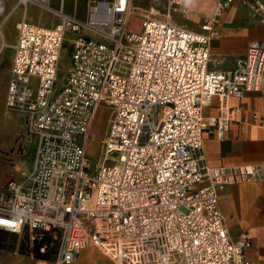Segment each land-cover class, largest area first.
I'll use <instances>...</instances> for the list:
<instances>
[{
	"label": "built area",
	"instance_id": "2783aa9c",
	"mask_svg": "<svg viewBox=\"0 0 264 264\" xmlns=\"http://www.w3.org/2000/svg\"><path fill=\"white\" fill-rule=\"evenodd\" d=\"M236 1L215 0L205 16L189 0H166L165 13L134 0H90L85 18L62 10L52 27L25 11L5 108L25 116L22 136L37 137L38 146L33 169L0 192V230L61 229L53 264H73L86 248L115 264H251L253 238L230 235L221 195L230 184L264 182V162L211 167L204 150L205 134L224 140L232 121L225 111L205 116L213 98L264 88V40L250 43L241 67L211 68L221 18ZM244 1L264 20L262 0ZM18 5L47 9L50 0ZM174 15L198 18L199 29ZM70 35L71 68L58 88ZM102 107L111 127L91 176L88 150Z\"/></svg>",
	"mask_w": 264,
	"mask_h": 264
},
{
	"label": "crops",
	"instance_id": "0c3cea01",
	"mask_svg": "<svg viewBox=\"0 0 264 264\" xmlns=\"http://www.w3.org/2000/svg\"><path fill=\"white\" fill-rule=\"evenodd\" d=\"M264 2V0H262ZM51 3V0H50ZM65 5V3H64ZM31 7L27 10L18 5V0H0V34L2 25L16 11L17 17L11 26L15 32L13 42L0 37V101L6 102L11 67L14 57V46L17 41V23L25 16L36 24H43L37 17H30ZM189 8L201 15L209 16L215 12V0H189ZM43 9V8H41ZM85 18V15H77ZM190 27L199 29L198 18H188ZM55 26V25H54ZM50 27V26H48ZM52 27V26H51ZM220 35L212 45L214 70L237 69L242 66L251 42L264 40V20L253 15L249 4L237 0L233 7L224 13L219 25ZM6 42V43H5ZM13 45V51L4 55V46ZM225 111L232 117L229 130L224 140H218L213 133L207 132L204 140L206 162L211 167H229L264 162V88L260 92L248 93L242 98L215 96L204 110L206 117H217ZM259 116V121L255 116ZM22 131L16 134L15 145H3L0 142V192L12 180H22L24 172L33 169L38 146L37 137L30 139L22 135L26 131V118L15 114ZM19 146V149H18ZM221 209L226 218L230 235L238 239L243 232L253 238V245L247 251L251 264H264V182L252 181L230 184L221 195ZM13 254L20 264H53L51 261L35 259L23 255L17 250L0 248V252ZM92 251H98L110 264V258L95 248L81 251L78 260L73 264H81Z\"/></svg>",
	"mask_w": 264,
	"mask_h": 264
},
{
	"label": "rangeland",
	"instance_id": "374dc122",
	"mask_svg": "<svg viewBox=\"0 0 264 264\" xmlns=\"http://www.w3.org/2000/svg\"><path fill=\"white\" fill-rule=\"evenodd\" d=\"M90 0H51V3L47 9L31 7L29 10L30 17H37L41 20L43 24L48 26H54L60 21V14L62 10L68 15H85L88 7V3ZM65 3V5H64ZM134 5L151 9L153 8L157 13H165L167 11V2L166 0H134ZM17 17L16 11L13 15H10L4 24L2 25L3 35L0 34L1 39L5 38L7 42H13L15 37V32L11 29L15 19ZM174 18L177 19L180 23L185 25H190V21L186 17H177L174 15ZM141 21L135 17L131 22L132 30H139L141 28ZM73 37L74 35H70L67 41L64 44V48L62 51V56L60 60V71H59V81L58 88H61L63 83L65 82L69 70L71 68L72 63V50H73ZM13 51V45L4 46V55H8ZM16 112H9L5 108V105L1 104L0 101V142L3 145H15V141L17 139L16 134L22 131L20 125H18V119L15 118ZM111 110L107 107H102L96 117L95 123L93 125L92 133H91V143L89 146V158H90V175L95 176L97 172V166L101 165L104 162V152H105V140L108 136L109 129L111 127ZM19 135V134H18ZM19 149V146H18ZM3 232H7L4 234L5 236H0V246H4L5 249H10L12 251H18L20 253V248L22 246V241L25 238V233L23 235H19L16 233H11L5 230H0ZM33 234H31L32 236ZM32 241V238H31ZM2 248V247H0ZM98 252V251H97ZM96 251H92L90 255L84 259L81 264H110L107 259L102 257ZM29 256V255H28ZM34 257V256H33ZM35 258V257H34ZM36 259V258H35ZM45 261V260H44ZM52 262V261H51ZM0 264H20V262L16 259L13 254L9 252H0Z\"/></svg>",
	"mask_w": 264,
	"mask_h": 264
},
{
	"label": "trees",
	"instance_id": "16d2710c",
	"mask_svg": "<svg viewBox=\"0 0 264 264\" xmlns=\"http://www.w3.org/2000/svg\"><path fill=\"white\" fill-rule=\"evenodd\" d=\"M6 233L0 232V236L4 237ZM61 233V229L57 228L50 231L37 230L33 233L31 241V232L26 231L20 253L34 256L38 260L53 261L59 249ZM42 248H45V251H42Z\"/></svg>",
	"mask_w": 264,
	"mask_h": 264
},
{
	"label": "bare ground",
	"instance_id": "6f19581e",
	"mask_svg": "<svg viewBox=\"0 0 264 264\" xmlns=\"http://www.w3.org/2000/svg\"><path fill=\"white\" fill-rule=\"evenodd\" d=\"M6 43V42H5Z\"/></svg>",
	"mask_w": 264,
	"mask_h": 264
}]
</instances>
